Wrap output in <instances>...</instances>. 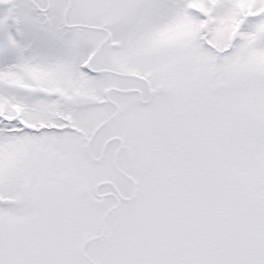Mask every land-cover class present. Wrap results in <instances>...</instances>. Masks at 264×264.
Wrapping results in <instances>:
<instances>
[{
  "label": "snow or ice",
  "instance_id": "snow-or-ice-1",
  "mask_svg": "<svg viewBox=\"0 0 264 264\" xmlns=\"http://www.w3.org/2000/svg\"><path fill=\"white\" fill-rule=\"evenodd\" d=\"M0 264H264V0H0Z\"/></svg>",
  "mask_w": 264,
  "mask_h": 264
}]
</instances>
